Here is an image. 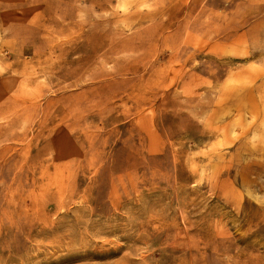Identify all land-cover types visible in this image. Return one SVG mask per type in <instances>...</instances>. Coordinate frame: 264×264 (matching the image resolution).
Segmentation results:
<instances>
[{"label":"rangeland","instance_id":"obj_1","mask_svg":"<svg viewBox=\"0 0 264 264\" xmlns=\"http://www.w3.org/2000/svg\"><path fill=\"white\" fill-rule=\"evenodd\" d=\"M0 264H264V0H0Z\"/></svg>","mask_w":264,"mask_h":264}]
</instances>
